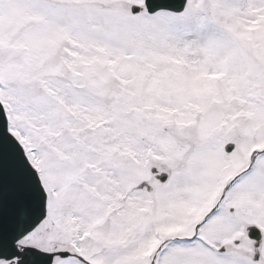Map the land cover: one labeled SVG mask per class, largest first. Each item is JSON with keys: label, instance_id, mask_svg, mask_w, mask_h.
Segmentation results:
<instances>
[{"label": "snow or ice", "instance_id": "6c2138e0", "mask_svg": "<svg viewBox=\"0 0 264 264\" xmlns=\"http://www.w3.org/2000/svg\"><path fill=\"white\" fill-rule=\"evenodd\" d=\"M0 264H264V0H0Z\"/></svg>", "mask_w": 264, "mask_h": 264}]
</instances>
